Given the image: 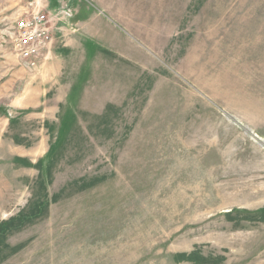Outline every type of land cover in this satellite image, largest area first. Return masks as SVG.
Wrapping results in <instances>:
<instances>
[{"label": "rangeland", "instance_id": "rangeland-1", "mask_svg": "<svg viewBox=\"0 0 264 264\" xmlns=\"http://www.w3.org/2000/svg\"><path fill=\"white\" fill-rule=\"evenodd\" d=\"M0 0V264H264V0Z\"/></svg>", "mask_w": 264, "mask_h": 264}, {"label": "built area", "instance_id": "built-area-1", "mask_svg": "<svg viewBox=\"0 0 264 264\" xmlns=\"http://www.w3.org/2000/svg\"><path fill=\"white\" fill-rule=\"evenodd\" d=\"M22 13L16 18L12 30V43L21 62L30 70L50 58L55 33L61 31V13L50 8L48 0H25ZM58 30V31H57Z\"/></svg>", "mask_w": 264, "mask_h": 264}]
</instances>
